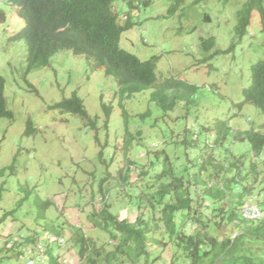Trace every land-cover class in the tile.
Masks as SVG:
<instances>
[{
    "label": "rangeland",
    "instance_id": "obj_1",
    "mask_svg": "<svg viewBox=\"0 0 264 264\" xmlns=\"http://www.w3.org/2000/svg\"><path fill=\"white\" fill-rule=\"evenodd\" d=\"M147 1V5L142 3L131 11L137 23L123 34L121 45L142 60L160 55V80L174 78L196 85L191 107L180 101L174 110L165 113L151 101L153 89L122 99L114 77L103 70L92 71L85 56L70 51L58 52L48 66L27 73V45L23 40L11 39L23 27L24 20L17 15L16 7L0 0V8L7 13V20L0 23V75L6 78L8 106L15 115L14 119H0V170L6 175L0 176V187L6 180L0 201V264H28L32 256L36 257L35 264H48L40 262V254L34 252L39 246L26 239L29 236L38 244L46 243L47 223L65 226L63 237L69 240L81 228L98 245L113 249L112 238L97 228L89 215L105 205L112 213L131 221L141 211L148 215L149 209H138V205L145 206V200L138 202V196L147 187L137 176L142 165L150 161L156 162L154 167L158 169L157 157L163 151L170 155L177 173L186 177L187 167L200 162L203 155L206 158L213 154L218 163H226L235 154L245 156L247 168L252 159L264 165V152L254 157L250 141L232 134L252 129L264 132L262 111L253 104L238 106L244 100V89L251 83L252 65L264 59L259 11L254 10L251 24L241 37L236 28L239 11L248 0ZM114 10L121 14L119 22L125 23L126 14L130 13L128 4L118 0ZM211 37L215 44L205 50L202 42ZM74 91L84 99L90 116L98 118L100 140L106 143L105 161L100 160L96 131L80 116L53 107ZM122 107L129 113V129L135 137L129 148ZM150 109L149 117L140 116ZM30 119L35 130L27 136ZM222 125L229 127L230 133L219 140L217 132ZM129 159L135 163L129 164ZM119 169L132 170V185L121 183ZM194 170L192 167L190 171ZM105 177L108 180L102 183ZM249 179L256 191L247 202L260 205L264 213V171L257 179L252 174ZM101 187H109L110 194L103 197ZM37 198L52 201L46 213L48 220L40 216ZM220 231L237 234L231 225ZM156 234L161 237L163 231L157 230ZM14 241L22 242L15 249L24 251L23 255L13 250ZM68 242L72 247L69 243L60 245L52 235L51 245L62 263L79 262V246ZM151 253L154 264L184 263L181 259L174 262L176 253L171 245L162 244ZM257 260L264 264V251ZM97 264L105 263L99 260Z\"/></svg>",
    "mask_w": 264,
    "mask_h": 264
},
{
    "label": "trees",
    "instance_id": "obj_2",
    "mask_svg": "<svg viewBox=\"0 0 264 264\" xmlns=\"http://www.w3.org/2000/svg\"><path fill=\"white\" fill-rule=\"evenodd\" d=\"M117 1L5 0L7 4L16 7L17 15L24 20L23 27L11 39L23 40L27 45V73L48 66L51 58L58 52L70 51L75 55L85 56L92 71L103 70L106 75L114 77L122 99L153 89L151 101L165 113L174 110L180 101H186L191 107L195 103L191 94L195 92L196 85L174 78L160 80L157 74L160 55L142 60L121 45L123 34L137 23L133 21L131 11L139 9L142 3L147 5L149 2L123 0L128 4L130 13L126 14L125 23L121 24V14L114 10ZM173 10L172 7L171 11ZM254 10L259 11L264 30V0H248L239 11L236 28L241 37L251 24ZM6 20L7 13L0 8V23ZM214 44L215 40L211 37L203 40L202 47L208 50ZM6 83V78L0 75V119H14V111L8 106ZM31 87L37 91L35 86ZM245 104L257 106L264 114V59L252 65L251 83L244 89V100L238 106L242 108ZM53 107L80 116L96 131V140L101 146L100 160L105 161L103 155L106 143L102 144L100 140L98 118L90 116L78 91H74L72 96L64 98ZM151 114L150 109L140 116L146 118ZM123 116L126 125L125 140L129 148L135 137L129 129V113L126 108H123ZM108 123L109 118L107 127ZM34 130L33 121L30 119L25 134L30 136ZM229 133L230 128L222 125L218 128V139L228 137ZM232 134L236 138L250 141L254 157L262 156L263 131L252 129ZM175 143L178 144V141ZM217 143L220 141L217 140ZM162 153L164 154L157 157L160 163L158 169L154 167L157 163L150 161L149 164L142 165L137 176L147 187L138 196V202L145 200V206L138 205V209H149L148 215L141 211L138 218L131 221L112 213L106 205L100 211L91 213V222L106 231L114 241L111 243L113 249L108 250L105 244L98 245L96 240L88 237L79 228L71 240L67 238V241H73V246H79V264H97L99 260H103L105 264H154V260L151 261V251L162 244L173 246L176 253L174 262L181 259L183 264H262L257 257L264 251V216L260 219H246L241 210L256 191L255 185H249L250 175L257 179L260 172L264 171V168L260 169L264 165L252 159L247 168L245 156L235 154L230 159L227 157L228 163H218L213 154L206 158L203 155L200 162L187 167L186 173L189 175L186 177L177 173L168 152ZM128 163L133 164L135 161L129 159ZM10 167L14 168L13 165ZM192 167L196 169L194 172L190 171ZM208 171L209 175L206 177ZM131 172V169H119L121 183L132 185ZM0 176H6L4 170H0ZM106 180L108 177L102 183ZM145 180L147 183H144ZM5 183L6 180L2 183L4 186L1 184L0 187V201L4 196ZM100 190L103 197L111 191L109 187H101ZM37 199L39 214L47 219V209L52 201ZM229 225L236 229V235L220 231ZM46 227L49 234L55 235L58 241L65 234L63 225L47 223ZM157 230L163 231L161 237L156 234ZM26 239L37 244L34 237L28 236ZM8 242L9 240L6 245ZM15 243L13 250L18 255H23L24 251L15 249L20 248L22 242ZM260 251L262 252L258 253ZM44 261L48 264H63L50 239H47L46 256L41 262Z\"/></svg>",
    "mask_w": 264,
    "mask_h": 264
},
{
    "label": "built area",
    "instance_id": "obj_3",
    "mask_svg": "<svg viewBox=\"0 0 264 264\" xmlns=\"http://www.w3.org/2000/svg\"><path fill=\"white\" fill-rule=\"evenodd\" d=\"M242 215L244 218L246 219H260L261 217L264 216V213L262 212V209H261V206L259 205H252L251 203L249 202H246L244 204V206L242 207ZM62 243H65L66 242V239L65 238H62L61 240ZM40 261H43L44 259V255H43V252L45 251L44 247L43 246H40ZM29 264H35L36 263V258H30L29 259ZM69 264H78L77 260L76 261H72L70 260L68 262Z\"/></svg>",
    "mask_w": 264,
    "mask_h": 264
},
{
    "label": "clouds",
    "instance_id": "obj_4",
    "mask_svg": "<svg viewBox=\"0 0 264 264\" xmlns=\"http://www.w3.org/2000/svg\"><path fill=\"white\" fill-rule=\"evenodd\" d=\"M126 18H127V16H126ZM62 238H65V239H66V242H65V243H62V242H61ZM47 239H50V243H51L52 235L48 233V235H47ZM58 242L60 243V245H64V246H66L67 243H69V242L67 241V238H66V237H61V238L59 239ZM69 244H70V243H69ZM37 246H39V247L37 248V251H36V249H34V252L40 254V250H39V249H40V246H43L44 249H45V251L43 252L44 259H45V256H46V250H47V242H46V243H42V244H38V243H37ZM70 246H71V244H70ZM67 249H70V248H67ZM67 252H69V250H68ZM31 258H36V257H33V256H32ZM28 262H29V260H28ZM40 262H41V261H40ZM77 262H78V261H77ZM28 264H29V263H28ZM78 264H79V262H78Z\"/></svg>",
    "mask_w": 264,
    "mask_h": 264
}]
</instances>
